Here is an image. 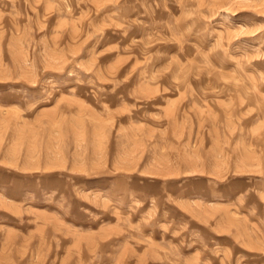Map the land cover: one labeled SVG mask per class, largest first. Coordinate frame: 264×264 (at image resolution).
I'll return each mask as SVG.
<instances>
[{
    "label": "rangeland",
    "instance_id": "1",
    "mask_svg": "<svg viewBox=\"0 0 264 264\" xmlns=\"http://www.w3.org/2000/svg\"><path fill=\"white\" fill-rule=\"evenodd\" d=\"M0 264H264V0H0Z\"/></svg>",
    "mask_w": 264,
    "mask_h": 264
}]
</instances>
